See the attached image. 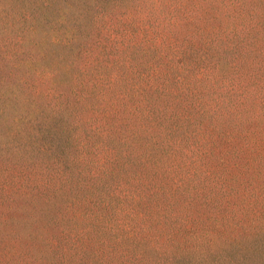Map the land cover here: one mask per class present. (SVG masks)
<instances>
[{"label": "trees", "instance_id": "1", "mask_svg": "<svg viewBox=\"0 0 264 264\" xmlns=\"http://www.w3.org/2000/svg\"><path fill=\"white\" fill-rule=\"evenodd\" d=\"M0 264H264V0H0Z\"/></svg>", "mask_w": 264, "mask_h": 264}]
</instances>
